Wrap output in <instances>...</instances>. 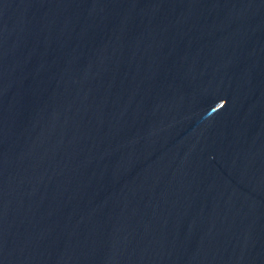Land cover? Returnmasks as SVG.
<instances>
[{"label": "water", "instance_id": "1", "mask_svg": "<svg viewBox=\"0 0 264 264\" xmlns=\"http://www.w3.org/2000/svg\"><path fill=\"white\" fill-rule=\"evenodd\" d=\"M0 264H264V0H0Z\"/></svg>", "mask_w": 264, "mask_h": 264}]
</instances>
